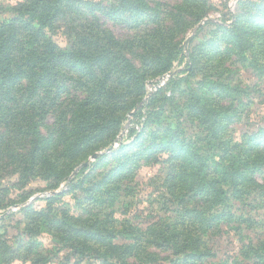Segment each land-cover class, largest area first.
Segmentation results:
<instances>
[{
    "label": "rangeland",
    "instance_id": "1",
    "mask_svg": "<svg viewBox=\"0 0 264 264\" xmlns=\"http://www.w3.org/2000/svg\"><path fill=\"white\" fill-rule=\"evenodd\" d=\"M80 1L90 4L79 7L80 20L69 7L53 34L45 30L64 52L56 54L58 78L32 90L24 81L9 103L12 87H0V127L7 109L34 117L36 127L33 139L32 129H0V239L10 249L0 264H102L104 248L88 239L96 227L105 231L96 234L102 245L154 241L148 227L178 210L166 180L168 154L154 145L177 138L220 163L218 147L264 143V27L250 23L264 0ZM23 3L0 0V24L20 18ZM109 177L111 185L104 183ZM254 178L244 201L230 198L218 209L237 219L204 236L210 256L202 264H264L252 252L264 256V161ZM79 180L83 185L73 187ZM55 194L62 197L48 208ZM57 219L74 232L63 233ZM109 232L113 240L104 238ZM63 234L92 249L83 255L64 247ZM150 244L121 258L110 250L111 264H189L184 253Z\"/></svg>",
    "mask_w": 264,
    "mask_h": 264
},
{
    "label": "trees",
    "instance_id": "2",
    "mask_svg": "<svg viewBox=\"0 0 264 264\" xmlns=\"http://www.w3.org/2000/svg\"><path fill=\"white\" fill-rule=\"evenodd\" d=\"M81 5L88 8L90 4L83 3L80 0H26V3L20 4L18 9L21 15L20 18L16 17L7 23L0 24V87L6 85L12 87L5 93L4 101L6 103L16 100L19 93L18 89L24 81L32 85V90L47 82V77L58 78V72L54 75V72L60 69L58 66L60 58L57 59L56 54L64 55V52L53 42V39L45 30L48 29L53 34L56 28L59 27L60 21L67 14L69 7L71 8L70 14L75 16V22L80 20L79 7ZM242 17L239 18V23L242 22ZM250 23L252 28L264 27V12L261 15H255ZM84 24L90 32L97 31L96 25L91 20L86 21ZM80 27L85 29L82 22ZM79 34V32L76 33V38L79 37ZM106 40L112 42V37L108 36ZM238 41V39L234 40L233 43ZM103 52H111V50L103 48ZM119 59L126 61L124 58ZM132 73L134 75L135 71L133 70ZM17 78L18 82L14 83ZM104 81H107V78ZM101 87L105 88L104 83ZM107 92L110 93V91ZM89 102L90 100L87 98L81 107H85ZM5 111L0 129H32V131H28L29 133L32 132V135H29L32 139L36 137L34 135L36 129L33 122L34 117H24L25 115L22 117L15 112L9 113L11 110L8 109ZM82 113V108H77L74 112L77 125L80 124L79 120ZM21 121H23L22 124H20ZM93 124H95V121H93ZM213 127H215V124H212L209 138L214 139L217 129H213ZM261 144L246 143V147H244L243 144L236 143L231 144V147H218L221 150L220 163L216 162L210 155H200L199 152L195 151V148L187 147L185 142H178L177 138H174L170 145L166 147L161 144L154 145V152L164 150L168 154L164 163L169 164L170 174L166 180L170 181L171 187L168 188V191L178 207L175 212L176 217L174 219L169 218L167 221L160 219L148 227L146 234L154 233L156 238L154 241L145 239L141 242L143 244L137 242V245H134V243L128 247L115 246L112 242L99 244L97 242L99 237L96 234H104L105 231L102 228H91L88 239L100 248H104L105 251L100 257L103 260L102 264H111L110 250L115 251V253L119 252L120 255L117 257L121 258L129 254L132 249L144 248L151 245L150 243L154 246H166L177 251V253H184L186 256L185 261L189 264H202L204 259L210 256L206 251L205 244L202 242L204 236L214 232L215 228L222 222L227 224L237 219L235 214L223 210L219 211L218 209L221 206L226 207L230 198L244 201L245 196L251 189L257 186L254 175L263 166L264 161V147H261ZM259 147L262 149L259 150ZM213 154H215V151ZM34 158H36V151L30 153L31 163ZM242 159L244 161L237 164ZM179 168L181 171H179ZM113 182H115V179L109 177L104 183L111 185L109 183ZM82 185L83 181L79 180L76 184H73V187L78 188ZM61 197L62 194L53 195L49 200L48 208L60 200ZM55 223L60 224L63 233L70 235L74 232L67 223H62L58 219ZM85 229H87L86 226L76 231V234L80 235ZM132 230L133 228L128 233L131 234ZM104 238L113 240V233L109 232L108 237L104 235ZM60 239V243L64 247L75 248L78 253L80 252L83 255L92 249L90 243L78 242L80 245H77L72 241V237L68 235L63 234ZM134 241H138V237L134 239L133 236ZM1 247H3V250H0V258H9L10 249L0 239ZM125 249L129 251L126 253L118 251ZM252 252L257 259L263 260L264 256H261L258 248H252ZM122 262L127 264L124 261Z\"/></svg>",
    "mask_w": 264,
    "mask_h": 264
},
{
    "label": "water",
    "instance_id": "3",
    "mask_svg": "<svg viewBox=\"0 0 264 264\" xmlns=\"http://www.w3.org/2000/svg\"><path fill=\"white\" fill-rule=\"evenodd\" d=\"M113 150V148H109L108 150H107V152H111ZM97 157H98V154H95L94 156H93V159H97Z\"/></svg>",
    "mask_w": 264,
    "mask_h": 264
}]
</instances>
